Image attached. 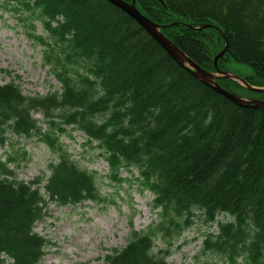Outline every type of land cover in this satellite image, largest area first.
Listing matches in <instances>:
<instances>
[{
    "label": "trees",
    "instance_id": "16d2710c",
    "mask_svg": "<svg viewBox=\"0 0 264 264\" xmlns=\"http://www.w3.org/2000/svg\"><path fill=\"white\" fill-rule=\"evenodd\" d=\"M135 2L158 24L215 26L228 43L218 68L227 71L233 59L251 69L244 80L264 87V0ZM0 8L27 23L28 36L40 44L43 63L60 84V91L44 96L23 95L13 81L0 85L1 142L9 130L35 137L57 156L43 185L40 177L16 181L0 162V264H39L48 241L34 227L48 205L105 203L103 178L118 187L134 181L152 195L157 210V221L132 230L122 249L105 255V264H171L172 240L191 227L196 212L206 225L217 224L201 247L218 255L215 264H264V109L239 108L203 86L105 0H0ZM33 22L43 35L34 34ZM162 33L214 71L213 59L224 47L215 29L173 25ZM217 83L264 100V93L234 81ZM68 127L95 144L106 176L71 160L60 143ZM220 215L228 219L218 220ZM157 240L166 246L154 252Z\"/></svg>",
    "mask_w": 264,
    "mask_h": 264
},
{
    "label": "rangeland",
    "instance_id": "374dc122",
    "mask_svg": "<svg viewBox=\"0 0 264 264\" xmlns=\"http://www.w3.org/2000/svg\"><path fill=\"white\" fill-rule=\"evenodd\" d=\"M18 17V14L0 8V85L13 81L26 96L60 91V84L43 63L42 47L28 36L31 31L26 27L27 23H21ZM33 24L34 34L43 35L41 26L36 22ZM226 68L240 77L252 73L249 67L233 59ZM33 116L40 118L37 113ZM67 129L68 133L61 136L60 143L71 160L80 168L106 176L107 163L93 147L95 144L89 145L83 133L71 131L70 127ZM6 131L3 142L0 140V162L13 171L16 181L29 182L40 177L43 185L50 174L49 165L57 160L56 154L35 137L25 138ZM9 158L13 160L9 161ZM132 172L136 173L135 170ZM123 176L127 174L123 173ZM101 181L100 189L109 198L105 203L85 201L74 207L48 205L46 217L34 227V231L48 241L39 264H105V255L114 249H122L132 230H145L157 221L152 195L147 191L140 192L134 181L122 187L105 178ZM40 192L46 197L42 187ZM195 214L191 227L172 240L167 262L215 264L219 260L214 252H201L203 240L211 231L216 232L217 224L206 225L200 213ZM217 219L228 218L220 215ZM165 246L162 240H157L153 251L159 252Z\"/></svg>",
    "mask_w": 264,
    "mask_h": 264
},
{
    "label": "water",
    "instance_id": "95a60500",
    "mask_svg": "<svg viewBox=\"0 0 264 264\" xmlns=\"http://www.w3.org/2000/svg\"><path fill=\"white\" fill-rule=\"evenodd\" d=\"M112 6L116 7L128 17H130L138 26H140L144 32L160 46V48L183 70H185L192 78L200 82L203 86L212 90L216 94L222 96L233 105L239 108H248L253 110L264 109V100L250 99L246 97L239 96L232 93L224 88H222L217 80L220 78L228 79L236 82L237 84L244 87L246 90L255 93H264V87H257L250 85L242 77L233 74L229 71H223L218 68L217 62L219 59L224 57L226 54L228 43L223 35L222 31L217 29L213 25H201V26H191L183 22H173L170 24H158L148 17L144 16L136 7L135 0L125 1V0H105ZM173 25H181L191 31H201L206 28L215 29L224 38V47L222 50L215 55L213 59L214 71L210 72L197 63L191 60L181 49H179L171 40H169L163 33L162 29L171 27Z\"/></svg>",
    "mask_w": 264,
    "mask_h": 264
}]
</instances>
